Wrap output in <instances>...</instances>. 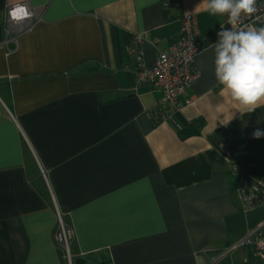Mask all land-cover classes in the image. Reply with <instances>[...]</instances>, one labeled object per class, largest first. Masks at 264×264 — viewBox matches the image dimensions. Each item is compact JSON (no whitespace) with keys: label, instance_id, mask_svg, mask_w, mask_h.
<instances>
[{"label":"crops","instance_id":"1","mask_svg":"<svg viewBox=\"0 0 264 264\" xmlns=\"http://www.w3.org/2000/svg\"><path fill=\"white\" fill-rule=\"evenodd\" d=\"M165 1L0 0V264H66L56 213L74 264H260L239 244L264 238V208L243 212L230 166L264 178V99L241 114L217 84L211 45L231 25L205 0H182L199 79L173 107L137 87L126 47L140 38L149 67L179 38ZM20 4L40 20L7 54Z\"/></svg>","mask_w":264,"mask_h":264},{"label":"built area","instance_id":"2","mask_svg":"<svg viewBox=\"0 0 264 264\" xmlns=\"http://www.w3.org/2000/svg\"><path fill=\"white\" fill-rule=\"evenodd\" d=\"M20 5L26 6L32 15L22 21L14 22L9 17V11ZM20 5L7 8L2 21L4 46L7 54L13 51L17 38L31 30L40 20L39 16L27 4ZM164 7L180 12L179 38L169 46L166 52L161 53L154 64L149 67L143 62L140 38H135V45L127 46L125 52L134 60L133 79L135 85L137 87L147 86L158 91L161 94L160 105L173 107L177 105L178 99L185 89L199 79L194 61L200 52L201 44L195 17L183 13L182 0H166ZM222 17L227 21V16ZM252 24H264V0H258L257 12L252 16L242 17L241 23L237 27ZM230 168L232 174L239 180V188L235 195L243 212L264 208V178L258 175V167L255 164L233 163ZM56 214L57 226L53 241L61 249L63 259L70 264L69 252L73 232L63 222L61 216ZM239 245L249 246L253 257L260 264H264V239L247 237Z\"/></svg>","mask_w":264,"mask_h":264},{"label":"clouds","instance_id":"3","mask_svg":"<svg viewBox=\"0 0 264 264\" xmlns=\"http://www.w3.org/2000/svg\"><path fill=\"white\" fill-rule=\"evenodd\" d=\"M258 0H205V11L212 16H227L230 28L217 33L214 49V75L223 92L242 106L241 114L252 113L264 99V26L241 23L244 16L257 12ZM26 6L13 7L9 17L14 22L29 18ZM252 137H264V130L256 128Z\"/></svg>","mask_w":264,"mask_h":264},{"label":"rangeland","instance_id":"4","mask_svg":"<svg viewBox=\"0 0 264 264\" xmlns=\"http://www.w3.org/2000/svg\"><path fill=\"white\" fill-rule=\"evenodd\" d=\"M261 239H264V238H261ZM70 254V264H74V261L72 260V255L71 253L69 252ZM64 261L66 262V264H68V262L64 259Z\"/></svg>","mask_w":264,"mask_h":264}]
</instances>
